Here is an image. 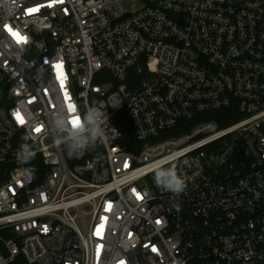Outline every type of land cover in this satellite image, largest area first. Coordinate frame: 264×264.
Instances as JSON below:
<instances>
[{"label": "built area", "instance_id": "built-area-1", "mask_svg": "<svg viewBox=\"0 0 264 264\" xmlns=\"http://www.w3.org/2000/svg\"><path fill=\"white\" fill-rule=\"evenodd\" d=\"M94 101L69 157L51 114ZM0 176V264H264V0H0Z\"/></svg>", "mask_w": 264, "mask_h": 264}, {"label": "clouds", "instance_id": "clouds-1", "mask_svg": "<svg viewBox=\"0 0 264 264\" xmlns=\"http://www.w3.org/2000/svg\"><path fill=\"white\" fill-rule=\"evenodd\" d=\"M74 116L79 117V123L74 126ZM105 127H108V116L102 102H92L83 113L70 114L61 108L51 114L49 132L56 137V142L66 149L69 157H81L96 146L106 135ZM30 136L22 137L17 159L27 177H31L34 169L29 167L36 156V151L29 143ZM175 154L165 158L164 163L157 162L153 169L155 183L166 191L179 196L185 191V180L178 174L174 161ZM167 165V166H165ZM176 211H180L179 205H174Z\"/></svg>", "mask_w": 264, "mask_h": 264}, {"label": "trees", "instance_id": "trees-1", "mask_svg": "<svg viewBox=\"0 0 264 264\" xmlns=\"http://www.w3.org/2000/svg\"><path fill=\"white\" fill-rule=\"evenodd\" d=\"M218 114L216 113H210V114H206L203 117H198L195 120H192L190 122H182L179 124V126L174 130L175 134H181L185 131H188L190 129L191 126L195 125L196 123H199L200 121H204V120H214L217 123H219L221 126H225L228 124H231L233 120H226V121H222L220 120V118H218L217 116ZM127 139H135L133 136L127 135ZM2 180V177L0 176V182ZM12 264H28L22 257H18Z\"/></svg>", "mask_w": 264, "mask_h": 264}, {"label": "snow or ice", "instance_id": "snow-or-ice-1", "mask_svg": "<svg viewBox=\"0 0 264 264\" xmlns=\"http://www.w3.org/2000/svg\"><path fill=\"white\" fill-rule=\"evenodd\" d=\"M32 11H34V9H33ZM6 27H7V26H6ZM8 30L11 32V29H8ZM11 34H12L14 37H16V38H17V41L19 42V40L21 39V38L19 37V34L16 33V32H11ZM57 67L59 68L60 66L57 65ZM61 86L63 87V80H61ZM68 109H69V111H71V112H73V113H75V112L77 111L76 106L73 105V104H68ZM16 118H17V120H18L19 123H21V124L24 123V120H23V118L20 116L19 112L16 114ZM73 123H74V126H75L76 124L79 123V117H78V116H74ZM35 131L39 132V131H41V129H40V128H37V129H35ZM138 198H140V197H138ZM102 219H103V218H102ZM157 223L159 224L160 221H157ZM96 234H97V235H100V226H98V229H97V233H96ZM153 250L155 251L156 249H153Z\"/></svg>", "mask_w": 264, "mask_h": 264}, {"label": "water", "instance_id": "water-1", "mask_svg": "<svg viewBox=\"0 0 264 264\" xmlns=\"http://www.w3.org/2000/svg\"><path fill=\"white\" fill-rule=\"evenodd\" d=\"M123 121H125V122H126V121H127V119H126V118H124V119H123Z\"/></svg>", "mask_w": 264, "mask_h": 264}]
</instances>
